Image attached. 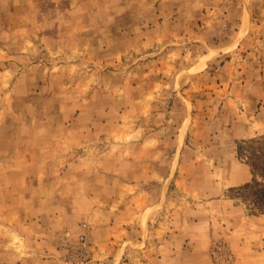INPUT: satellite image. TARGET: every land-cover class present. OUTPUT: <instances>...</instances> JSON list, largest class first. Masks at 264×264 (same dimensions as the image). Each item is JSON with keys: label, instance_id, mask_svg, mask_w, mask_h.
Wrapping results in <instances>:
<instances>
[{"label": "rangeland", "instance_id": "1", "mask_svg": "<svg viewBox=\"0 0 264 264\" xmlns=\"http://www.w3.org/2000/svg\"><path fill=\"white\" fill-rule=\"evenodd\" d=\"M263 166L264 0H0V264H264Z\"/></svg>", "mask_w": 264, "mask_h": 264}, {"label": "trees", "instance_id": "2", "mask_svg": "<svg viewBox=\"0 0 264 264\" xmlns=\"http://www.w3.org/2000/svg\"><path fill=\"white\" fill-rule=\"evenodd\" d=\"M261 169V175L264 176V166L260 167ZM253 174H255V169L253 168ZM239 190H241V193L243 191H247L253 194L254 196V203L262 210L264 209V184L258 182L256 178L253 179V181L245 183L238 187Z\"/></svg>", "mask_w": 264, "mask_h": 264}]
</instances>
